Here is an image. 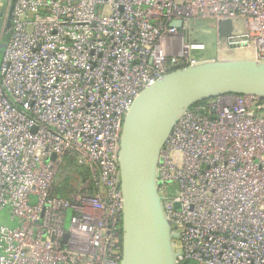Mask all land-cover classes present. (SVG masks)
Masks as SVG:
<instances>
[{
	"label": "built area",
	"instance_id": "1",
	"mask_svg": "<svg viewBox=\"0 0 264 264\" xmlns=\"http://www.w3.org/2000/svg\"><path fill=\"white\" fill-rule=\"evenodd\" d=\"M4 9L0 211L15 226L0 225V264H119L118 150L132 101L169 72L233 50L264 62V0H5ZM223 21L244 38L234 48L217 34ZM198 23L215 33L213 56ZM65 157L88 169L68 198L54 195ZM157 180L177 264H264V98L188 109Z\"/></svg>",
	"mask_w": 264,
	"mask_h": 264
},
{
	"label": "water",
	"instance_id": "2",
	"mask_svg": "<svg viewBox=\"0 0 264 264\" xmlns=\"http://www.w3.org/2000/svg\"><path fill=\"white\" fill-rule=\"evenodd\" d=\"M9 26L8 17L5 29ZM171 26L179 28L181 22ZM231 28L230 21L219 22L217 34L234 48L244 38H231ZM6 39L7 35L3 41ZM3 50L2 43L0 53ZM224 95L264 98V62L232 58L176 69L140 91L132 101L122 122L118 150L122 196L119 264H177L181 252L173 248V241L179 236L164 215V199L158 190L160 151L188 109Z\"/></svg>",
	"mask_w": 264,
	"mask_h": 264
},
{
	"label": "trees",
	"instance_id": "3",
	"mask_svg": "<svg viewBox=\"0 0 264 264\" xmlns=\"http://www.w3.org/2000/svg\"><path fill=\"white\" fill-rule=\"evenodd\" d=\"M87 177L85 166H79L73 157H65L58 172L54 195L68 198L76 191L77 184Z\"/></svg>",
	"mask_w": 264,
	"mask_h": 264
},
{
	"label": "rangeland",
	"instance_id": "4",
	"mask_svg": "<svg viewBox=\"0 0 264 264\" xmlns=\"http://www.w3.org/2000/svg\"><path fill=\"white\" fill-rule=\"evenodd\" d=\"M198 26L200 27V34H201L200 35V40H202V41H206V40L209 41V37L212 35V37H211V39H212L211 44L212 45H211L210 50H211L212 56H213L214 55L213 51H214V43H215V40H214V34L215 33H214L213 30H211L207 26H205L204 23H198ZM0 31H1V26H0ZM240 51H242V50H240ZM237 52L238 51H234L233 50V52L230 53V57L231 58L235 57L237 55ZM222 57H224V56H222ZM230 57L228 55L225 58H230ZM1 60H2V53H0V62H1ZM174 208L176 210H179L180 205L178 203H176L174 205ZM69 219H70V217H68L67 223L65 225V228L66 229L68 227ZM0 225H6V226H9V227H14L15 226V223H11L10 217H9V213H8L7 210L0 211Z\"/></svg>",
	"mask_w": 264,
	"mask_h": 264
},
{
	"label": "crops",
	"instance_id": "5",
	"mask_svg": "<svg viewBox=\"0 0 264 264\" xmlns=\"http://www.w3.org/2000/svg\"><path fill=\"white\" fill-rule=\"evenodd\" d=\"M4 7H5V0H0V13L4 9ZM234 51H238L237 52V55L234 58H236V59L247 58V54L248 53L245 52L244 50H242V51H240V50H234ZM11 223H14V222L11 221Z\"/></svg>",
	"mask_w": 264,
	"mask_h": 264
},
{
	"label": "flooded vegetation",
	"instance_id": "6",
	"mask_svg": "<svg viewBox=\"0 0 264 264\" xmlns=\"http://www.w3.org/2000/svg\"><path fill=\"white\" fill-rule=\"evenodd\" d=\"M5 14H6V12H5V9H4L2 19L4 18ZM8 17H9V15L7 16L6 22H7V20H8ZM2 19H1V20H2ZM5 24H6V23H5Z\"/></svg>",
	"mask_w": 264,
	"mask_h": 264
}]
</instances>
